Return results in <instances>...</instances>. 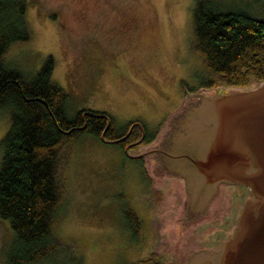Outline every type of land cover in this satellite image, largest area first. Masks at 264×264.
Instances as JSON below:
<instances>
[{
  "label": "rangeland",
  "instance_id": "1",
  "mask_svg": "<svg viewBox=\"0 0 264 264\" xmlns=\"http://www.w3.org/2000/svg\"><path fill=\"white\" fill-rule=\"evenodd\" d=\"M25 1L29 39L12 42L4 61L31 77L50 56L51 81L67 94V115L102 111L115 133L134 121L154 136L127 151L88 132L62 146L64 193L53 235L70 242L82 264H123L149 252L160 254L162 264H182L196 244L227 225V208H234L237 193L220 186L203 215L185 217L183 180L154 173L149 154L139 161L130 156L158 142L186 94L209 77L192 48L197 0ZM212 1L221 10L264 15V0ZM8 125L2 107L0 139ZM127 209L139 219L136 236L127 228ZM11 239L7 220L0 218V264Z\"/></svg>",
  "mask_w": 264,
  "mask_h": 264
},
{
  "label": "trees",
  "instance_id": "2",
  "mask_svg": "<svg viewBox=\"0 0 264 264\" xmlns=\"http://www.w3.org/2000/svg\"><path fill=\"white\" fill-rule=\"evenodd\" d=\"M25 9V0H0V108L9 114L8 128L0 139V218L7 220L12 231L3 264H82L71 243L52 233L64 193L61 148L82 132L100 138L107 121L105 140L120 137L125 128L115 133L102 111L67 115V94L51 81L50 56L31 77L4 61L12 42L29 39ZM192 31L193 51L209 74L200 86L245 89L250 82L264 81V15L255 17L238 8L221 10L212 0H197ZM124 216L136 236L139 219L131 209ZM123 264L162 262L151 252Z\"/></svg>",
  "mask_w": 264,
  "mask_h": 264
},
{
  "label": "water",
  "instance_id": "3",
  "mask_svg": "<svg viewBox=\"0 0 264 264\" xmlns=\"http://www.w3.org/2000/svg\"><path fill=\"white\" fill-rule=\"evenodd\" d=\"M147 153L154 173L183 180L185 217L203 215L222 182L243 184L250 192L219 246L192 250L182 264H264V81L189 94Z\"/></svg>",
  "mask_w": 264,
  "mask_h": 264
},
{
  "label": "flooded vegetation",
  "instance_id": "4",
  "mask_svg": "<svg viewBox=\"0 0 264 264\" xmlns=\"http://www.w3.org/2000/svg\"><path fill=\"white\" fill-rule=\"evenodd\" d=\"M200 88L207 89V88L202 87V86H200ZM189 94H186V96H188ZM192 94H193V92H192ZM83 115L84 114L82 113L81 114L82 119H83ZM122 136L124 137L123 140L118 141V142L122 143L121 149L125 150V151L131 149L132 146L148 144V143L152 142L154 139V136L145 132V129L140 122H134V121H130V123L127 125L123 134L120 137H122ZM120 137H118V138H120ZM152 146L148 147L145 151L141 152L143 155L141 153H139V154L130 156V158L134 161H139V159L141 157H144V155L148 154L147 151ZM153 161H154V159H153ZM167 175L172 176L170 174H167ZM177 178H179V177H177ZM220 186H226L228 188H234L235 192L237 193V200L235 201L234 208L231 205L227 208L228 213L225 216V218H227V220H226L227 225L219 228L216 231V233L214 234V236H210L209 238L205 239L204 242L196 244L192 250H196V249H200V248H204V249H215V248H217L219 246L220 242L232 230V228L235 224V219H236V217H237V215L241 209V205L243 203V200L245 197H248L250 194L248 188L243 184L222 182L219 184L218 190H219ZM217 194H218V191H217L216 195L214 196V198L211 200V202H213V200L215 199ZM231 203H233V202H231ZM138 232H139V228H138L137 234H138ZM149 253H151V252H149ZM157 255L159 256L160 259H162L160 257V254H157Z\"/></svg>",
  "mask_w": 264,
  "mask_h": 264
}]
</instances>
